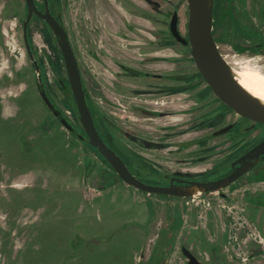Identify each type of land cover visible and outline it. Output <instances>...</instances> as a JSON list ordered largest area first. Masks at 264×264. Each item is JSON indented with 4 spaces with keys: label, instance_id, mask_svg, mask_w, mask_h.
<instances>
[{
    "label": "rangeland",
    "instance_id": "rangeland-1",
    "mask_svg": "<svg viewBox=\"0 0 264 264\" xmlns=\"http://www.w3.org/2000/svg\"><path fill=\"white\" fill-rule=\"evenodd\" d=\"M14 1L20 6L21 0ZM157 1L159 7L143 3V12H137L139 30L129 28L120 49H103L106 54L100 59L91 57L92 49L86 40L79 37L75 41L89 102L101 128H107L111 136L127 145L134 158L143 164L138 175L144 181H153L156 174L190 179L219 177L228 170L232 159L263 135L264 126L242 129L244 132L235 140L231 133L213 137L214 129L235 116L209 91L188 46L170 34L169 20L176 10L179 31L186 36L187 1ZM72 7V1L65 0L67 18ZM79 8L78 12L85 18L79 29L87 35L88 10L86 7L83 10L82 2ZM129 11L126 17L130 24ZM232 23L242 26L244 41L239 38L241 30ZM3 24L9 35L7 54L0 59V75L7 73V59L15 68L23 66L20 37L10 30L19 26L18 17H10ZM212 31L228 63L248 58L254 62V58L261 56L249 53L248 37H264V0H213ZM31 40L37 59L42 61L38 73L43 76L45 88L84 136L72 96L62 91L56 81L57 76L65 77V69L54 41L39 23L31 28ZM146 73L164 78L147 77ZM33 75L31 66L32 78ZM23 88L26 89L20 104L11 105L14 115H9L0 98V264H6V256L13 253L15 259L10 264H145L140 258L142 254L146 264H185L180 245L188 237L207 239L209 255H217L220 264H232L225 244L231 226L241 222L238 217L245 220L244 226L255 235L264 238L263 157L229 186L186 196L188 205H184L182 197L154 193L153 201L144 199L142 207L147 218L144 221L135 218L140 205L134 200L127 210L122 209L124 205L119 206L125 196L118 193L84 203L80 194L81 166L85 172L90 167L91 171H100L101 163L93 157L95 150L71 135L42 106L33 94L36 91L33 80L25 87L16 83V88L10 90L11 97ZM29 172L36 179L42 175L48 186L35 182L24 189H15L9 184L20 182ZM144 172L154 175L148 178ZM108 197L113 198L106 203ZM199 198L205 201H198ZM174 200H179L175 207L171 204ZM92 202L95 207L90 206ZM100 202H105L103 208H99ZM38 207V218L35 214L29 216L28 209L37 211ZM161 209L177 212L174 223L168 225L161 217ZM182 212L195 221L192 228L176 236ZM125 220L133 224L116 231ZM216 221L221 226L216 228ZM240 236L246 239V233L241 232ZM244 250L246 261L238 259L234 264L263 262L264 257L259 254L264 253V244L246 239ZM74 256L78 259L73 260Z\"/></svg>",
    "mask_w": 264,
    "mask_h": 264
},
{
    "label": "flooded vegetation",
    "instance_id": "flooded-vegetation-1",
    "mask_svg": "<svg viewBox=\"0 0 264 264\" xmlns=\"http://www.w3.org/2000/svg\"><path fill=\"white\" fill-rule=\"evenodd\" d=\"M71 1L73 4V7L71 8L72 13L70 15L68 14V18H67V15L64 13L65 0H33V3L39 12H41V13L48 12L49 15L55 21H57L59 25H61L64 28V30L67 34L68 42L71 46L74 57L77 61L78 67L80 69V74L82 77L83 85H84L85 91L87 93V100L89 103V107L91 109L93 120H94L96 129H97L99 135L101 136V138L104 140V142L107 145H110V147L112 149H114L117 154L121 155V157L123 158L127 167L129 168L130 172L135 177L143 180L141 178V176H139L140 171L143 169L142 168L143 164L140 163L138 159L134 158L133 152L128 148L127 145L123 144L118 139L111 136L109 131L107 130V128L103 127V129H102L101 124L99 123L100 121L98 119L96 120V118L94 116L92 106L89 102V98H88L89 93L87 92V88L85 85L83 72H82V69L80 66L81 61L79 58V53H78V50L76 48L75 41L78 42L79 37L82 40H86L87 41L86 43L92 49L91 50V57L100 59V57H103L102 56L103 53H104L103 55L106 54L103 51V49H106V48L107 49H111V48L120 49V46L122 45L121 40H123V38L126 35V32L128 31L129 28L130 29L135 28L136 30H139L138 27H136V25L138 23V21L136 19L139 18V16H140L137 12H143V3H146L149 6L150 5L154 6V5L151 3H148L145 0H71ZM81 2L83 5V10H85L86 8L88 10V14H87V18H86V21L88 24V26H87L88 34L87 35H84L85 34L84 31L79 29V26H80L82 19L85 21V18L82 15H80V13L78 12L80 10L79 4H81ZM14 3H15L14 0L12 1V3L9 2V0H0V59L2 56H5L7 54V49H8L7 48V44H8L7 37L9 35V32H8V30H6L4 28L3 22L7 21L10 17H18L19 26H15V28H12L10 30H13L20 37V41H21L22 46H23V51H21V53H20L21 56L23 57V66H20L19 68H15V66L9 64V59H7V61H8L7 73L0 75V98H2V100H4L5 105L8 107V108L7 107H5V108L8 111H10L9 115H14L11 113V110H12L11 105L13 103L15 104L17 102L20 104L19 99L22 95H24V91L26 88L25 89L23 88V90H21V92H19L18 94L17 93L13 94L12 97L10 94L11 93L10 90L16 88V83H23L24 87L26 86V84H27V86L28 85L30 86L31 81L33 80L34 84L36 85V91L33 92V94L37 95V97L40 99V101L43 104L42 106H44V108L46 110H48L50 112V114L53 115V118L56 119L57 122H59L58 118L47 107L46 103L44 102V100L40 96V91L38 88V84L40 83L41 86L43 87V89L45 90L47 96L49 97L50 101L53 103V105L62 113L63 117L65 119H67L69 121V123L72 125V127L74 128L73 131L68 130L69 133H71V135H73L75 138L82 140V142L89 145L91 148H93L95 150V155H93V157H96V159H99L101 166L99 168L100 169L99 172H97V173L94 171H92V172L95 173L94 180L96 179L95 181L97 183H98V181L101 182L103 180V177L105 178L108 175H110V172L115 173V171L108 164V162L102 157V155L97 151V149L86 141L87 137H86L85 133H84V136L81 135L79 133V131L77 130V128L74 126V124L66 117L65 113L61 110V108L55 102V100L51 96L50 92L45 88V81L43 80V76L40 73H38V71L41 68L42 61L40 59L39 60L37 59L36 54L33 51L32 42H31L32 41L31 40V28H32L33 24H35V23L41 24L43 29H44L45 34L48 35L49 38H51L52 42L54 41L53 45L55 46L57 53L59 55V58L63 62L64 69H65V77L57 76L56 81L58 82L62 91L69 93L73 98L72 90L70 88L69 81H68V76H67V71H66L63 55H62V52L60 49V38L53 31V29L51 28V26L49 25L47 20L45 18L39 16L36 12L33 11L29 20H28L27 28H26L27 43L29 46V50L31 52V54H29L28 49H27L26 44H25L24 33H23V24L26 21V18L28 16L27 3H26V0H21V4H20V6H18L19 9L16 6V3L15 4ZM159 5H160V2H159ZM155 7H159V6H155ZM73 10H75V12H73ZM128 10H130L129 12H130V16H131L130 24H129V21L126 17V13L128 12ZM131 10H134V12ZM73 16L76 17L75 20L73 19ZM249 23H252V22L249 21ZM70 26H71V28H70ZM74 26H76V28H77L76 29L77 30L76 36L74 34V32H75ZM233 26L235 27L236 25L233 24ZM178 28H179V25H178ZM235 28H239L241 30L242 26L238 23ZM212 34H213V31H212ZM240 34L238 33V36L240 35L239 38L243 39V41H244L246 37H245L244 33L242 32V30L240 31ZM184 37H187V31H186V36H184ZM248 38H249L248 41H250L249 44L251 47V49L249 50V53L252 54L253 56L260 54L261 57L254 58L255 64L253 63V58H248V59H245L243 61H240V60H237V61H239V62L248 61L252 65L264 66V53L262 52V50L264 49V37H257L256 35H249ZM214 39H215V37H214ZM215 41H216V39H215ZM216 43H217V41H216ZM185 46H188V48H189V45H185ZM217 47L219 49L218 44H217ZM19 50H20V48L17 49V52ZM14 56L17 57L15 54H14ZM227 63H228V61H227ZM31 66L34 70L33 78L31 76ZM145 76L164 78V77H161L159 74L155 75L153 73H146ZM172 79L173 78H171V80ZM16 80H17V82H16ZM208 87H209V85H208ZM209 91L213 93V91L211 90L210 87H209ZM213 95L219 101V103L221 105H226L214 93H213ZM73 103L75 106L74 110L76 111V118L78 120V111H77V108H76V105L74 102V98H73ZM227 107H228L229 111L235 116V118L233 120L225 123L224 125L220 126L219 128L214 129L211 133L213 135V137H217V136H220L223 134L231 133L230 137L232 138V140H235L236 138H238L240 136V134L242 132H244V131H242V129L243 130L253 129V128H255L256 125H263L264 126V123L254 122L248 118L242 117L239 114H237L234 110H232L229 106H227ZM152 114H156V113L152 112ZM243 120L246 122H244L242 124ZM230 124H232V127L229 130H227L226 132L221 133V134H217V135L214 134L215 131H217V130H219V129L227 126V125H230ZM83 132H84V130H83ZM262 134L263 135L254 144H252L250 147H248L243 153L239 154L234 159H232L229 163L228 170L219 177L210 178V179H208V178H206V179H190V178H185V177L170 175V174H156L155 175L156 179H154L153 181L148 182V183L153 182L155 184L167 185L168 179L166 178V176L175 177V178H182L185 180H199V181L214 180V179H218L220 177H223V176L229 174L233 170L231 164L235 159H237L240 155L244 154L246 151H248L251 147H253L255 144H257L259 141L264 139V132H262ZM80 136H83V137H80ZM115 175H117V174L115 173ZM152 175H154V174L149 173V172H144V176H146L148 178ZM22 180H21V182H22ZM37 182L39 183V181L36 180V183ZM9 184L15 189H24V187L22 185H21L22 187H16L18 185H15L13 183H9ZM145 193L154 194V193H148V192H145ZM168 196H170V195H168ZM174 197H176V196H174ZM182 199H183L184 205L189 204L187 197H182ZM39 209H40L39 207L36 209L37 211L32 210V209H28L29 216L35 214V216L38 218V215H39L38 210ZM239 237L243 238V236H239ZM214 241H216V240H213L212 242H214ZM207 244H208L207 239L196 240V239H193L192 237H188V239H186V241H184L180 245V252L182 254L181 249H182V247H185L199 260V262L201 264H220L221 259H218L217 255H216V257L212 256L211 254L209 255L208 250H207ZM163 251H164V249H163ZM225 251L228 253L230 252L228 257L231 258L230 261L232 262V264H234L233 263L234 260L237 261L238 259H240V257L237 256L233 247L231 245H229L227 242L225 244ZM245 253L247 255V252H245ZM161 256L163 257V255H161ZM182 256L185 258V264H187L186 257L183 254H182ZM140 258H143V261L146 264L147 260L145 259L143 254L140 256ZM12 259L13 260L15 259L14 253L6 256V258H5L6 264H10ZM155 260H156L155 261V263H156L157 259H155Z\"/></svg>",
    "mask_w": 264,
    "mask_h": 264
},
{
    "label": "water",
    "instance_id": "water-1",
    "mask_svg": "<svg viewBox=\"0 0 264 264\" xmlns=\"http://www.w3.org/2000/svg\"><path fill=\"white\" fill-rule=\"evenodd\" d=\"M154 6H159L156 0H145ZM188 4V21H187V37L181 35L178 28V12H172L169 20V31L174 39L183 44L189 45V52L194 60V63L202 75L203 79L209 85L213 93L227 106L234 110L242 117L248 118L254 122L264 123V105L259 103L252 97L234 78L231 74L230 66L225 60L223 54L217 47V43L212 34L213 26V0H186ZM28 7V16L23 24V33L25 44L28 49L26 37V28L28 20L32 12H36L39 16L45 18L56 35L60 38V49L63 55L68 81L72 90L74 102L78 111V120L86 135V141L94 146L102 157L115 171L117 176L125 183L135 187L138 190L164 194L176 197H186L203 192H212L223 189L242 175H244L260 157H264V139L251 147L244 154L235 159L231 166L233 170L218 179L199 181L185 180L166 176L168 179L167 185L148 183L135 177L127 167L121 155L117 154L114 149L107 145L99 135L92 116L91 109L87 100L80 69L74 57L73 51L67 39V34L64 28L55 21L48 12H39L33 0H26ZM264 53V49L262 50ZM40 96L46 103L47 107L58 118L59 122L69 131L74 128L65 119L62 113L53 105L47 96L45 90L38 84ZM232 127V124L227 125L214 134H221ZM83 137V136H80ZM196 186L201 189L188 191L187 188ZM223 195V193H221ZM182 254L187 259V264H201L199 260L185 247H182Z\"/></svg>",
    "mask_w": 264,
    "mask_h": 264
},
{
    "label": "crops",
    "instance_id": "crops-1",
    "mask_svg": "<svg viewBox=\"0 0 264 264\" xmlns=\"http://www.w3.org/2000/svg\"><path fill=\"white\" fill-rule=\"evenodd\" d=\"M91 170H93L92 167H90L89 169H86V172H85L83 166H81V171H82L81 178H82L83 188H82L80 194H81V198L84 201V203L91 202L101 195H106V197H107L108 194L118 193L121 196H125L124 199H121V203L119 204V206L122 207L124 205L122 209L127 210L128 205L131 204L132 200H134L137 203V205H140L135 210V213H134L135 218H143L144 221H146L147 218H145V210H143L142 205H143L145 198H146V200L153 201L154 200L153 194H147V193L142 194L135 187L123 182L119 178H116L112 174V172H110V175H108L107 177H105V178L103 177V180L101 182H99L97 180L98 181V183H97L95 181L96 179L94 180L95 173H93ZM22 177H23L22 182L20 181L17 183H13L15 185H18L16 187H22L23 186L24 188H26L27 186H31L33 184H36L35 182H36V180L38 181V179H39L41 186H44V187L48 186L47 185L48 184L47 179L42 178V175H39L38 178L36 179V178H34V174L32 172H29L28 174L26 173ZM112 198L113 197L106 198V203L108 201H110ZM176 203H179V200L178 201L174 200V201H172L171 204L175 207ZM98 205H99V208H103L105 205V202L104 203L100 202V203H98ZM90 206L95 207V203H93V202L90 203ZM82 207H83V205H82ZM161 210H162V211H160L161 217L165 221H167L168 225H170L171 223H174V220H176V218H177L176 217L177 212L175 213L174 210H168V209L166 211H164L163 209H161ZM180 216H181L180 219L182 220V223L179 225V229L176 231V236H180V233H184L186 228H192L193 227L192 223H194L193 221H195L193 219H190V215L188 213L182 212V214ZM217 221L215 223L216 228L219 225L221 226L220 223L218 225ZM125 222L126 223L122 227L118 228L116 231H118L121 228H124L126 226H131L133 224L131 222H127L126 220H125ZM204 222H206V219ZM212 225H214V224H211V226ZM222 227H223V225H222ZM259 256L264 257V253H260ZM72 259L73 260L78 259V256L77 257L74 256V257H72ZM261 264H264V259H263V262Z\"/></svg>",
    "mask_w": 264,
    "mask_h": 264
},
{
    "label": "bare ground",
    "instance_id": "bare-ground-1",
    "mask_svg": "<svg viewBox=\"0 0 264 264\" xmlns=\"http://www.w3.org/2000/svg\"><path fill=\"white\" fill-rule=\"evenodd\" d=\"M255 64V62H253ZM235 80L259 103L264 105V66L252 65L250 62L233 60L228 63ZM201 188L188 187V191H197ZM200 192V191H197Z\"/></svg>",
    "mask_w": 264,
    "mask_h": 264
},
{
    "label": "built area",
    "instance_id": "built-area-1",
    "mask_svg": "<svg viewBox=\"0 0 264 264\" xmlns=\"http://www.w3.org/2000/svg\"><path fill=\"white\" fill-rule=\"evenodd\" d=\"M198 201L204 202L205 200L203 198H199ZM209 204L210 203L207 202V205H209ZM239 219L241 220V222L237 221L229 229L227 243L233 247L237 256L240 257V259L242 261H246V256H245L246 253L244 250V243H245L246 239H251L257 243L264 244V238L260 235H255V233L252 232L247 226H244V224L246 222H245V220L242 219V217L237 218V220H239ZM246 230H248V231H246ZM241 232L246 233V236H245L246 239L244 237L243 238L239 237Z\"/></svg>",
    "mask_w": 264,
    "mask_h": 264
}]
</instances>
